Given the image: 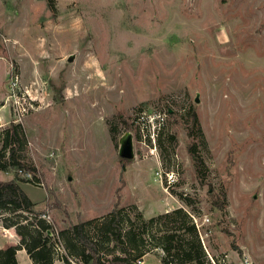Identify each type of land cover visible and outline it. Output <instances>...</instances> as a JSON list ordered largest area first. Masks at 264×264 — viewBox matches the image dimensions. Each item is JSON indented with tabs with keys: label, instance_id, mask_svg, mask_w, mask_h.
Returning a JSON list of instances; mask_svg holds the SVG:
<instances>
[{
	"label": "rangeland",
	"instance_id": "obj_1",
	"mask_svg": "<svg viewBox=\"0 0 264 264\" xmlns=\"http://www.w3.org/2000/svg\"><path fill=\"white\" fill-rule=\"evenodd\" d=\"M11 122L37 173L0 182L22 180L55 232L116 203L146 220L182 209L204 264H264V0H0V134ZM18 243L0 223V249Z\"/></svg>",
	"mask_w": 264,
	"mask_h": 264
},
{
	"label": "trees",
	"instance_id": "obj_2",
	"mask_svg": "<svg viewBox=\"0 0 264 264\" xmlns=\"http://www.w3.org/2000/svg\"><path fill=\"white\" fill-rule=\"evenodd\" d=\"M189 115L195 127L196 116ZM0 143L1 171L22 169L36 177V168L20 162L18 158L19 147L25 145L19 123L9 124L0 134ZM188 152L198 179L200 176L203 178L200 171L203 162L196 154L195 144L188 145ZM6 156L8 158L4 160ZM203 181L200 180L201 183ZM19 182L22 180L16 177L0 182V212L8 213L0 223L4 228H13L19 236L18 245L0 249V264H17L16 251L20 249L25 251L32 264H54L57 260L68 264V258H75L81 264H137L152 248H159L163 252L159 264H204V253L196 228L182 209L146 220L139 212L128 218L116 203L101 220L80 221L55 232L53 226L43 218L45 213L35 210V203L22 191ZM179 198L190 203L182 196ZM103 244H106L105 249ZM60 249L64 254H59ZM108 249L117 252L105 258L102 253Z\"/></svg>",
	"mask_w": 264,
	"mask_h": 264
},
{
	"label": "built area",
	"instance_id": "obj_3",
	"mask_svg": "<svg viewBox=\"0 0 264 264\" xmlns=\"http://www.w3.org/2000/svg\"><path fill=\"white\" fill-rule=\"evenodd\" d=\"M149 123V122H148ZM162 123V120L160 117H155L154 119H152L150 121V127H152V130L154 131L155 129H158L160 124ZM166 175V178H165V182L166 184L169 186L171 185L172 183H174L175 181V176L173 173H169V174H164ZM43 218L45 219L46 217L43 216ZM49 235H51V233H48Z\"/></svg>",
	"mask_w": 264,
	"mask_h": 264
},
{
	"label": "water",
	"instance_id": "obj_4",
	"mask_svg": "<svg viewBox=\"0 0 264 264\" xmlns=\"http://www.w3.org/2000/svg\"><path fill=\"white\" fill-rule=\"evenodd\" d=\"M130 150H129V147H123L122 148V151H121V156L123 157V158H129L130 156H131V153L129 152Z\"/></svg>",
	"mask_w": 264,
	"mask_h": 264
},
{
	"label": "crops",
	"instance_id": "obj_5",
	"mask_svg": "<svg viewBox=\"0 0 264 264\" xmlns=\"http://www.w3.org/2000/svg\"><path fill=\"white\" fill-rule=\"evenodd\" d=\"M11 245H12V244H11ZM13 245H15V244H13ZM25 254H26V253H25V251H24L23 249L18 250V251L16 252V258L18 259L19 256H20V257H24Z\"/></svg>",
	"mask_w": 264,
	"mask_h": 264
}]
</instances>
